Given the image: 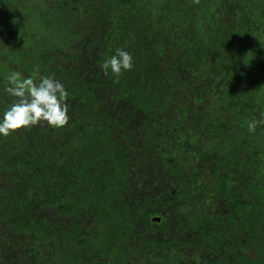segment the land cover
<instances>
[{
    "label": "trees",
    "instance_id": "obj_1",
    "mask_svg": "<svg viewBox=\"0 0 264 264\" xmlns=\"http://www.w3.org/2000/svg\"><path fill=\"white\" fill-rule=\"evenodd\" d=\"M13 72L70 119L0 137V264H264V0H0Z\"/></svg>",
    "mask_w": 264,
    "mask_h": 264
},
{
    "label": "clouds",
    "instance_id": "obj_2",
    "mask_svg": "<svg viewBox=\"0 0 264 264\" xmlns=\"http://www.w3.org/2000/svg\"><path fill=\"white\" fill-rule=\"evenodd\" d=\"M133 56L123 48H116L113 55L105 58L100 68L118 80L122 72L132 70ZM39 74L38 66L33 75ZM7 94L15 99L0 112V137H7L16 130L30 129L41 123L53 129L64 127L69 122V92L65 85L54 75H40L38 81L32 76L22 77L21 73L13 72L6 77ZM264 125V119H252L247 122V131L255 133L258 126Z\"/></svg>",
    "mask_w": 264,
    "mask_h": 264
}]
</instances>
